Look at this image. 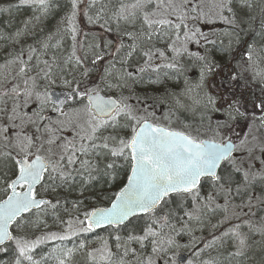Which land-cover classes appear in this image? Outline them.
Instances as JSON below:
<instances>
[{"label": "snow or ice", "instance_id": "6c2138e0", "mask_svg": "<svg viewBox=\"0 0 264 264\" xmlns=\"http://www.w3.org/2000/svg\"><path fill=\"white\" fill-rule=\"evenodd\" d=\"M0 264H264V0H0Z\"/></svg>", "mask_w": 264, "mask_h": 264}]
</instances>
